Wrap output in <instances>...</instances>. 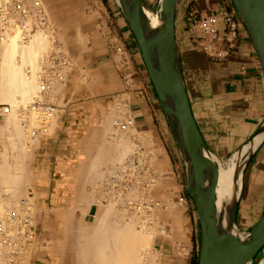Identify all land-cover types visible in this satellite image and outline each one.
<instances>
[{
	"label": "crops",
	"instance_id": "crops-1",
	"mask_svg": "<svg viewBox=\"0 0 264 264\" xmlns=\"http://www.w3.org/2000/svg\"><path fill=\"white\" fill-rule=\"evenodd\" d=\"M90 1L93 12L99 14L101 21H104V47L86 44L84 48L79 46L76 50V45L69 44L66 50L67 53H72L73 62L58 93L59 97L56 95V105L59 108L51 128L39 137L25 172L22 171V174L25 173L26 185L29 186L25 185L24 194L32 197L35 204L32 224L34 235L32 243L28 245L30 255L27 259L29 263L26 264H77L78 243L84 241L82 238L87 235V230L83 231L84 226L90 229L104 212L103 202L95 199L99 195L96 192L102 190L96 186V179L101 178V170L104 169L100 167V163L104 160L102 144L105 120L112 109L111 95L115 91L110 89L108 76L109 68L117 70L110 57V44L121 45L127 51L128 60L124 70L140 84L133 93L138 98V94H142L149 119L158 131L163 145H166L172 172L177 173L176 182L182 174L185 191L188 183L183 153L120 7L115 0ZM139 1L151 12L159 13L161 0ZM224 8L236 23L234 47L226 57H210L195 43L190 21L193 15L196 17L198 14L213 13ZM174 28L193 118L206 146L218 161H225L251 140L264 125V82L258 54L231 0H177ZM68 56L71 61L69 53ZM99 143L102 146L96 147ZM99 147H103L101 152L98 151ZM96 152L103 156L99 162V158L97 161L95 159ZM93 158L98 164V170L93 169ZM247 162L243 171L241 199L245 194L251 196L250 179L258 174L263 179L257 189H252L254 200L250 204L249 213L253 216L246 226L241 227L243 229L251 228L264 210V137ZM95 171H99L95 176L97 178L92 176ZM92 177L95 185H90ZM89 192L93 195L89 196ZM239 206L240 203L238 209ZM76 226L82 227V231L76 229ZM77 233H83L84 237H80L83 234L77 236ZM175 235L176 233L170 232V237H155L157 264H187L190 261L177 252Z\"/></svg>",
	"mask_w": 264,
	"mask_h": 264
},
{
	"label": "bare ground",
	"instance_id": "bare-ground-1",
	"mask_svg": "<svg viewBox=\"0 0 264 264\" xmlns=\"http://www.w3.org/2000/svg\"><path fill=\"white\" fill-rule=\"evenodd\" d=\"M35 1H38L41 4L40 0H22L23 9H24L22 13L26 14L29 12V10L34 11L32 5ZM115 1L117 3V0ZM133 9L138 24V29L142 36V40L144 41L146 47L148 48V50L150 51L153 57L152 61L150 62V68L153 73V76L158 80V88L161 95L163 106L165 107L169 120L171 121L173 129L176 132L179 143L181 144V146H183L180 133L173 115V103H172L173 95L170 87L171 85L169 82V76L166 70L164 68L162 69L161 66L155 61L156 57L161 51L160 48L166 36L165 7L164 8L160 7L159 13H153L141 2L134 1ZM22 13H19L18 18L11 17L9 30L5 31L0 35V103H8L11 106V111L9 113L0 116V133L4 136V140L2 141L4 148H3V152L2 153L0 152V221L4 220L5 217V215L3 216L2 214H5L9 208H13L12 210L23 209L24 212L29 216V218L31 219V223L33 224V216H34V208H35L34 199L30 196L20 198L21 196L24 195V187L27 186L26 181L24 180V178H26L25 173H23L24 174L23 176L22 171L25 172L24 171L26 169L25 165L30 161L32 157V150L27 148L28 137L26 136L27 134L26 129L22 124V113L19 111V107L41 96L40 87L34 72L38 66L39 58L42 56L44 51H47L55 34L52 35L50 25H44L30 31V26H31L30 21L20 17ZM24 33L28 35V39L25 42L21 40V36ZM65 52L67 53V50H65ZM65 79H66V75H64L63 79L60 80L58 83H56V85L52 88L50 92L53 97H55V94L57 95L60 92V90L62 89L65 83ZM115 113L116 111H114L112 114ZM30 119L33 121V123L34 122L36 123V118L32 114L30 116ZM53 119L54 117L51 119L49 123V128H51ZM106 122H107L105 126L106 133L104 132L105 135H107V130H115V128L111 127L110 118L109 120H106ZM130 132L137 134L140 133L141 131L132 129L130 130ZM116 133L118 134H116L114 141L108 140V137L106 136V138H104L105 137L104 136L103 137L104 141L102 140L104 143L103 144L101 143L104 147V148L102 147L104 149V151H102V153L104 152L103 161L104 163H106L104 166L108 168L107 167L108 164L114 165L111 166L113 167V169L111 168L108 169V171L111 170L108 173V175L112 173H116V171L122 169L124 167L123 160L125 156L127 154H130L128 156L131 157V154L135 152L131 147L132 143L129 140V137L127 136L128 132H125L124 130H118V132ZM263 137H264V125L251 140L243 144L239 149H237L231 155L230 158H228L225 161H218L215 155L211 152L210 157L213 159L216 166V173L214 178V182H215L214 199L212 202V219L214 223V238H215L214 241L216 244H220L224 240H230L234 238H236L241 242L248 241L250 238L249 236L250 229L258 222L257 221L249 229L248 232L242 234L238 230V221L236 219V216H237V206L242 191L243 171L247 159L253 153V151L258 146V144L260 143ZM101 144L100 143L99 145L97 144L96 147L102 146ZM102 148H100V150L98 149L97 150L101 152V150H103ZM99 153H97V155L99 156L95 155L97 158H95V156H92L96 159V161L99 158L98 162L100 161V159H103L102 154L100 155ZM153 156H154V152H151L148 155V159L149 160L152 159ZM95 159L93 160V162L95 161ZM90 161L92 160L90 159ZM96 161H95V166L94 164H92L94 166L93 167L94 170H98V167L96 168V166H98ZM102 163H100V167H104L102 166L104 163L103 164ZM103 170L101 171L104 174L105 170L104 171ZM140 171L138 172L140 173ZM98 172L97 171L93 172L94 174L92 176L93 177L97 176L96 174ZM160 173L163 174L165 173V171L163 170V172ZM262 174L264 175V173ZM93 177L90 183L93 182ZM101 178L102 179L104 178L103 183L106 182V184L110 180L109 176H104V177L102 176ZM101 178L96 180L99 181L101 180ZM211 178H212L211 170L209 168H206L203 174V187H204L203 189H206V187L210 184ZM261 179L263 178H261L259 174L255 175L252 179H250L249 185L252 186V188H250L251 190L249 191V194H251V196L250 195H248V197L246 196V199L242 201L240 206V212L238 214L239 222L243 226H246V224L249 223V218L253 216L250 215L249 213L251 206L250 204L253 202V200H250V198H252L253 197L252 195L254 194V191L252 189L254 190L257 189L256 187L262 183ZM90 185H94V183ZM99 185L101 186V184ZM135 186H133V189H131L130 187L131 191L128 190L129 192H127V194L125 193L126 196L125 195L124 196L126 197L127 202L128 200L132 201V199L136 197L135 190L137 189V187ZM101 187L103 188L104 185ZM98 190L99 189L97 188V191ZM92 191L93 190H91V192ZM4 192L8 193L7 198L2 197V194ZM91 192L88 193L89 196ZM108 192L105 193L107 194ZM96 193L99 195L96 197V199L95 198L94 199L95 201L100 202L103 194L101 192L99 193L96 192ZM85 194H86L85 196H87V192ZM107 195L108 198H110L111 196L110 193H108ZM256 195H258V193L255 194V196ZM81 196L80 198L84 197ZM105 197L107 198V196ZM113 197H111V199ZM94 199L92 198V200ZM22 200L25 201L24 205H21ZM86 200L88 199L86 198ZM90 200L91 197L89 199V202ZM119 203L120 202H118V206H119L118 208L120 210L117 208V205H115L112 202H109L108 206L104 209L102 216L97 218V222L90 229L88 226H84L83 231L87 230L86 231L87 235H85L84 237V234H86V232L85 233L83 232L84 234L79 233L80 235L83 234L80 237L83 236L84 238L82 239H84V241L82 240L79 241L78 243L77 264H154L155 253L151 252L152 249L151 245L153 244L154 233L149 229L148 230L145 229L146 226L145 225L143 226L142 224L143 222H141V226H142L140 227L141 229H138L136 226L139 219L144 218V220H146L145 216L148 218L150 217L151 214H148V211L146 212V210L144 211L147 213V215L146 213H142L141 210L143 211V209L141 210L138 209L139 212H141V214L139 213L140 216L139 214L138 215L137 214L134 215L131 213L129 214L127 212L126 207ZM178 203H180V201ZM171 209L169 210L170 213L166 216L170 215L169 220L172 221L171 223H173L175 226H178L180 220H178L177 211L176 210L171 211ZM253 210L254 209H252V211ZM156 211L157 210L155 211L153 210V213ZM174 211L176 213L173 214ZM196 214H197V210H196ZM166 219H168V217ZM86 227H88V229ZM179 227L181 228V226ZM78 228L79 226H76V229ZM79 229H81L82 231V227H80ZM79 234L77 236H79ZM28 245L23 249L22 252H20L18 256L22 264H24V262L28 259V256L30 254L29 248H27ZM0 250H1V245H0ZM246 264H254L253 259H251ZM257 264H262V262L259 261Z\"/></svg>",
	"mask_w": 264,
	"mask_h": 264
},
{
	"label": "rangeland",
	"instance_id": "rangeland-1",
	"mask_svg": "<svg viewBox=\"0 0 264 264\" xmlns=\"http://www.w3.org/2000/svg\"><path fill=\"white\" fill-rule=\"evenodd\" d=\"M40 2L42 4V7L44 8V12L46 11L45 17H48H46V23L44 25H50L52 35L55 34L53 40L50 43V49L48 48L47 51H44L42 55L50 53L56 48H62L61 50L63 51H65L66 49L68 50L69 44L76 45V50H78L79 46H82L84 48L86 44H92L96 47H104V25H102L104 24V21H101L102 18L99 14L96 15L93 12L90 0H40ZM213 13L205 12L202 15L198 14L196 17H194L193 15L192 21H190V26L192 28L193 34L195 35V43L201 48L202 52L205 55H208L210 57L223 58L228 56L230 51L225 56H211L202 47L203 42L205 41V36L200 31L199 21L203 16L211 15ZM48 19L50 22L48 21ZM115 46L116 45L114 44H110V57L113 61V64L117 67V70L111 67L108 71L109 81L111 84L110 89L115 91L111 95V99L113 100V106L108 114V118L106 119L109 120L110 118L111 127L115 128V130H107V135L104 134V138H106L107 136L108 140L114 141L116 134H118L116 133L118 132V130H124L125 132H128L127 136L129 137V140L132 143L131 147L133 151H135L133 154H131V157L135 159V165H140V168H137L136 166H132L130 168V185L131 189H133V186L136 185L135 187H137V189L134 188L136 189V197L133 198L134 200L132 199V201L128 200V202L124 206L126 207L127 212L129 214L131 213L134 215H138L139 213L141 214V212L146 213L147 211L148 214H151L148 218L144 214L146 220H144V218L139 219L136 226L138 229H141V222H143V226H146L145 229H149L154 233L153 244L151 245V252L155 253L154 264H157L158 262V251L155 248L154 239L158 235H162L166 238L170 237V232L176 233L175 241L178 242L176 248H178L177 252L179 253V255L188 257V259H190L187 264H197L201 242L200 225L194 207V203L192 199L188 196L184 188V176H182L181 174L178 177L179 183L176 182L177 173L172 172L170 158L165 150L166 145H163V141L160 139L158 131L155 129V127L152 125V121L149 119L150 116L148 114V110L146 108V104L144 103L142 94H138L140 97L138 98L137 95L133 93L137 89L139 83H137L133 79V77L128 71L124 70V65L126 64L128 58L125 60H121L119 57H117L114 51ZM68 53L71 56L72 65V53H70L69 51ZM54 98H56V94ZM114 111H116V113L112 114ZM115 119L122 121V125L114 126L113 122ZM132 129L140 130L141 132L137 134L132 133L130 132V130ZM26 136L28 135L26 134ZM0 138V152L2 153L4 148L2 142L4 140V136L1 134ZM33 147L34 145H31L30 147V145L27 144V148L32 150ZM151 152H154V156L152 159L149 160L148 155ZM128 155L130 154H127L123 160L124 165L128 160ZM231 155L228 158H230ZM111 166L114 165L108 164V168L104 166L105 172L104 174H102L103 177L107 176L108 173L111 171H108L109 168L113 169V167ZM163 170L165 171V173L161 174L160 172H163ZM138 171H140V173ZM150 178L155 179V184L153 186L148 185V179ZM103 179L101 178L102 181H100V183L98 182L99 184H101V186L104 185L105 189L104 203L102 204L103 211L108 206L109 202L114 203L115 205H117L118 208V201L116 203V200H126L125 196L127 192L131 191V189L129 188V191H125L126 194H124L125 196L123 195L122 199H118V197L114 196L113 191H111V186L108 183L106 184V182L103 183ZM98 183H96V186H99V188L102 189V187ZM105 185L109 187H106ZM105 192L110 193V198H108V193L106 194ZM4 193L2 194V197L7 198L8 193ZM246 195L247 194H245L242 199L240 197L238 205L240 203L241 206L242 201L246 199ZM26 196L27 195L24 194L20 198H24ZM105 196H107V198ZM111 197L113 198L111 199ZM178 200L180 201V203H178ZM250 200H254V198L252 197L250 198ZM240 206L239 209L237 206L236 219L238 221L239 232L245 234L249 231L250 228H241L244 226L239 222L238 214L240 212ZM12 209L13 208H9L8 211H5L6 213L4 212L5 214L2 215L6 216L11 211H13ZM138 209H143V211L146 210V212H143L142 210L141 212H139ZM170 209L171 211H177L178 220H180L178 226H175L173 223H171L172 221L169 220L170 215L166 216L170 213ZM153 210H157L156 212H154L156 214L153 213ZM174 213L176 212L174 211L173 214ZM167 217L168 219H166ZM143 220L146 222H144ZM179 226H181V228ZM255 258L253 259V263L257 264L261 258V253L259 252L255 256ZM25 262L28 263L27 260ZM25 262L24 264H26Z\"/></svg>",
	"mask_w": 264,
	"mask_h": 264
},
{
	"label": "water",
	"instance_id": "water-1",
	"mask_svg": "<svg viewBox=\"0 0 264 264\" xmlns=\"http://www.w3.org/2000/svg\"><path fill=\"white\" fill-rule=\"evenodd\" d=\"M134 1L139 0H117V3L136 39L156 94L162 103L158 80L153 76L150 68L153 57L138 29L133 9ZM176 2L177 0H161L160 7H165L166 10V36L155 61L162 69L166 70L169 76L173 95V115L183 146L179 143L170 120L169 122L187 164L188 183L186 192L193 199L198 214L201 242L197 264H246L254 259L259 252L261 253L259 261L264 264V210L258 222L250 229L248 241L241 242L236 238L224 240L220 244H216L214 241L212 202L216 166L210 157L211 151L203 141L190 109L175 42ZM231 2L258 54L264 82V0H231ZM163 108L165 110L164 106ZM206 168L211 170L212 178L206 189H203V174Z\"/></svg>",
	"mask_w": 264,
	"mask_h": 264
},
{
	"label": "built area",
	"instance_id": "built-area-1",
	"mask_svg": "<svg viewBox=\"0 0 264 264\" xmlns=\"http://www.w3.org/2000/svg\"><path fill=\"white\" fill-rule=\"evenodd\" d=\"M34 11L23 14L22 0H1L0 1V35L9 30L10 19L20 17L30 21V31L44 26L45 12L38 1L32 5ZM200 31L205 36L203 49L211 56H225L234 47L235 37L237 34L236 23L231 14L226 9H221L219 12L211 15L203 16L199 21ZM14 31V30H12ZM11 31V32H12ZM28 33V32H26ZM24 33L21 40L25 42L28 35ZM114 51L121 60L128 58L127 51L121 46L116 45ZM71 68V61L67 53L61 49H55L50 53L44 54L39 58L38 66L35 70V77L38 81L41 96L33 101L19 107L22 113V124L24 125L28 144L35 145L39 137L48 132L49 123L54 117L57 105L56 98L51 95L52 88L63 79ZM11 111V106L8 103H0V116ZM31 114L35 116L36 123L30 119ZM114 126L122 125L115 119ZM140 165H135V159L130 157L124 167L116 173L109 176L107 182L113 191L114 196L121 198L128 190L130 185V168ZM155 179H148V185H154ZM104 188V187H103ZM101 202L104 203V189ZM125 205L126 200L119 201ZM25 201L22 200L21 205ZM34 230L31 219L23 209L13 210L0 221V264H22L18 256L23 249L32 242Z\"/></svg>",
	"mask_w": 264,
	"mask_h": 264
}]
</instances>
